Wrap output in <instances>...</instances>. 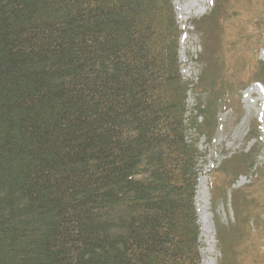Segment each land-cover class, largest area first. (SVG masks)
<instances>
[{"label":"trees","instance_id":"trees-1","mask_svg":"<svg viewBox=\"0 0 264 264\" xmlns=\"http://www.w3.org/2000/svg\"><path fill=\"white\" fill-rule=\"evenodd\" d=\"M194 23L192 83L172 0H0V264H202L197 140L215 137L222 112L240 116V92L264 80L253 51L264 0H215ZM230 171H211L227 186L214 200L228 198ZM259 179L232 191L227 224L247 221L261 245ZM216 227L227 264L232 234Z\"/></svg>","mask_w":264,"mask_h":264},{"label":"rangeland","instance_id":"rangeland-1","mask_svg":"<svg viewBox=\"0 0 264 264\" xmlns=\"http://www.w3.org/2000/svg\"><path fill=\"white\" fill-rule=\"evenodd\" d=\"M228 1L229 5L240 9V0ZM172 3L177 23L183 31L179 38L181 73L184 79L194 83L200 77L201 66L198 57L204 46L202 33L194 21L200 20L212 11L215 0H172ZM212 41L208 40L207 43L211 44ZM257 41L258 44L253 49L255 57L264 61V32ZM250 72L251 70L247 74ZM240 93L243 113L237 117L231 110L222 112L219 114L221 124L215 137L211 141L205 136L197 140L198 149L203 154L198 162L200 172L196 191L197 221L201 227L202 264L220 262L222 264L220 239L216 227L218 224L222 225L224 233L232 234V238L226 243L232 250L227 264H264V255L258 261L251 260L257 252H264V244L260 245L262 233L251 230L245 234L247 221L239 224L236 233L234 228L232 230V226L227 224L235 218L232 191L239 192L248 184L253 185L260 181L259 178L264 173V80L252 79L248 88ZM198 96L199 93L189 91L187 99L189 109L197 105ZM189 112L190 110L187 115ZM195 136V130L189 129V139ZM225 161L227 169L231 170L228 174H235V183L228 192V198L224 195L214 200L212 191L223 193L227 186L214 184L211 171ZM237 174H240L238 178ZM224 179L221 177L219 181Z\"/></svg>","mask_w":264,"mask_h":264},{"label":"bare ground","instance_id":"bare-ground-1","mask_svg":"<svg viewBox=\"0 0 264 264\" xmlns=\"http://www.w3.org/2000/svg\"><path fill=\"white\" fill-rule=\"evenodd\" d=\"M205 181V180H204ZM209 246V245H208ZM212 248V247H211ZM211 248H210V250H211Z\"/></svg>","mask_w":264,"mask_h":264}]
</instances>
